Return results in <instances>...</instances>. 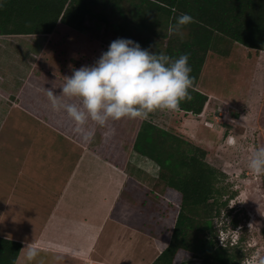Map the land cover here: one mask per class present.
Masks as SVG:
<instances>
[{
    "label": "rangeland",
    "instance_id": "1",
    "mask_svg": "<svg viewBox=\"0 0 264 264\" xmlns=\"http://www.w3.org/2000/svg\"><path fill=\"white\" fill-rule=\"evenodd\" d=\"M86 30L78 32L59 25L54 35L8 38L3 55L0 49L2 216L4 212H13L25 197V191L32 193L35 189L29 185L27 188L20 186L31 180L36 181L29 174L19 176L20 171L37 170V165L31 168L29 163H24V160L31 158L30 150H38L32 153V157L37 159L40 156L45 160V156L39 155L40 150L51 149L54 152L72 145L58 133L78 136L73 121L62 111L53 110L47 90L59 95L64 76L72 75V67L79 69L92 65L96 60L95 54L107 51L110 43L116 39H131L141 43L142 48L162 50L161 43L159 48L152 47L155 42L145 44L151 34L142 35L130 29L131 34L128 30V36H122L90 20ZM223 50L229 54H213L208 58L200 86L209 95L208 111L202 119L191 113L156 110L157 114L151 113L157 117L155 120L125 118L109 121L103 128L89 121L82 133H91V139L83 141L100 143L101 137H111L118 145L131 143L136 139L142 123L150 120L204 149L207 152L206 163L225 175L218 183V186L225 188L219 203L223 205L227 202V205L221 206L220 214L214 218L217 235L214 241L223 247H231L241 241L237 248L240 259L234 264H258V259L264 257V175L254 174L247 167V161L256 148L264 147V52L233 43L226 45ZM42 154L45 155V152ZM62 156L65 158V153ZM52 159L56 160L55 156ZM112 159H116V156ZM131 161H145L154 169L150 177L145 178L149 186L146 192L148 199L143 203L135 200L125 205L120 221L122 224L117 228L114 219L109 223L95 257L102 256L103 260L112 264H152L170 245L181 209L167 195V187L159 178L160 170L153 161L133 155ZM66 169L59 168L61 176L66 177ZM129 170L133 176L143 178L135 167ZM17 182L20 185L15 189ZM125 195V198L128 197ZM9 218H6L5 223H8ZM2 220L0 226H4ZM27 222L19 217L16 224L22 227ZM16 236L20 238V235ZM109 239L110 244H107ZM26 255L27 249L18 264H82L58 261L55 256L41 252L34 260L28 261ZM202 263V259L196 256H185L177 264Z\"/></svg>",
    "mask_w": 264,
    "mask_h": 264
},
{
    "label": "trees",
    "instance_id": "2",
    "mask_svg": "<svg viewBox=\"0 0 264 264\" xmlns=\"http://www.w3.org/2000/svg\"><path fill=\"white\" fill-rule=\"evenodd\" d=\"M185 13L193 22L182 36L169 35V26ZM89 20L122 36L130 29L151 34L145 44L161 43L160 51L173 58L189 55L195 85L175 112L195 116L208 103L197 88L210 52L228 55L223 48L232 43L264 52V0H4L0 36H49L59 25L85 32ZM133 150L159 166L167 195L181 209L170 245L152 264H177L185 256L202 264L237 263L241 241L231 247L214 241V218L227 205L219 203L225 188L218 183L225 175L206 163L207 152L150 121L140 126ZM21 250V243L0 237V264H17Z\"/></svg>",
    "mask_w": 264,
    "mask_h": 264
},
{
    "label": "crops",
    "instance_id": "3",
    "mask_svg": "<svg viewBox=\"0 0 264 264\" xmlns=\"http://www.w3.org/2000/svg\"><path fill=\"white\" fill-rule=\"evenodd\" d=\"M17 37L23 36H0L2 55L6 50L7 39ZM101 54L100 52L95 54V59L97 60ZM213 54L221 55L215 52L209 53V55ZM208 60L200 76L197 90L209 97L208 93L200 88ZM207 105L203 114L196 117L202 119L205 116L208 111ZM166 112L172 111L166 110ZM154 116L151 114L149 118L157 119ZM58 135L65 138L69 145L74 146L54 151L55 153L51 149H42L39 155L45 156V160L39 155H36L39 156L37 159L32 157V153L38 150H30L31 158L24 160V163H29L31 168L37 165L35 166L37 170L20 171L19 176L29 174L30 177H35L36 181L21 182L23 185L17 182L15 189H18V184L22 188H27L29 185L35 189L32 193L26 191L23 193L25 197L20 200L13 212H4V216L0 215V219H3L1 222L4 223V226H0L2 232L0 237L22 244L17 264L26 247L32 243L39 252L55 256L58 261L112 264L103 260L102 256L95 257L101 239L113 219L117 228L122 224L120 221L125 212V205L135 200L143 203L148 199L146 192L149 186L145 178L150 177L154 169L145 161L138 163L131 161L132 155L149 160L133 150L135 139L131 143L118 145L111 137H101L100 143L94 140L93 143H86L83 141L85 136L83 133H79L78 136L60 133ZM43 152L45 155L42 154ZM64 153L65 158L62 156ZM53 156L56 160L52 159ZM113 156H116V159H112ZM156 166L159 170V166L157 164ZM61 167L68 169H66L68 171L66 177L61 176L59 170ZM131 167H135L143 178L133 176L129 170ZM55 183L58 184L56 191H54ZM47 188L50 190L47 191ZM125 194L128 197L125 198ZM9 216L8 223H5ZM19 217L28 220L22 227L16 224ZM16 234L20 235V238ZM109 242L110 239L107 244H110Z\"/></svg>",
    "mask_w": 264,
    "mask_h": 264
},
{
    "label": "clouds",
    "instance_id": "4",
    "mask_svg": "<svg viewBox=\"0 0 264 264\" xmlns=\"http://www.w3.org/2000/svg\"><path fill=\"white\" fill-rule=\"evenodd\" d=\"M3 4L0 0V8ZM192 22L189 14H181L169 26V35L182 36L185 26ZM191 72L187 54L173 58L119 38L92 65L72 67V75L64 76L59 95L53 90H47V95L53 110L65 113L79 134L89 121L103 128L109 121L147 120L156 110H178L181 102L191 99L190 89L195 85ZM84 139H91V133ZM247 167L256 175H264V147L251 153ZM26 249L28 261L39 254L34 243ZM258 264H264V257Z\"/></svg>",
    "mask_w": 264,
    "mask_h": 264
}]
</instances>
